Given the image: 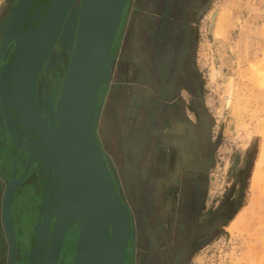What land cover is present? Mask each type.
Listing matches in <instances>:
<instances>
[{
    "label": "rangeland",
    "instance_id": "1",
    "mask_svg": "<svg viewBox=\"0 0 264 264\" xmlns=\"http://www.w3.org/2000/svg\"><path fill=\"white\" fill-rule=\"evenodd\" d=\"M12 1L0 0V20ZM152 1L128 0L112 47L115 60L103 102V107L116 111L128 106L143 122L144 98L136 91L141 87L135 65L140 53L134 48L133 38L145 33L141 25L158 18ZM195 3L199 12L197 20H191L192 56L198 99L210 122L209 157L202 178L198 226L184 264H264V0ZM75 17L74 12L68 19L67 36ZM123 41L131 44L129 60L121 54ZM137 128V133L143 130V123ZM141 151L126 179L128 190H122L133 215L135 248L139 250L145 248L144 229H150L148 224L154 219L156 207L148 188L149 161L145 159L144 143ZM19 218V212L12 209L15 225ZM150 232L154 237L155 233ZM1 242L7 249L0 222ZM74 249L69 245L68 254L73 256Z\"/></svg>",
    "mask_w": 264,
    "mask_h": 264
},
{
    "label": "flooded vegetation",
    "instance_id": "2",
    "mask_svg": "<svg viewBox=\"0 0 264 264\" xmlns=\"http://www.w3.org/2000/svg\"><path fill=\"white\" fill-rule=\"evenodd\" d=\"M17 1H12L0 20V76L3 74L4 64L11 62L15 48L14 36L19 35L21 30L29 29L30 24L37 25L35 16L42 17L50 0H25L26 7L23 15L17 19L18 25L8 29ZM153 1L152 7L156 4L154 8L158 12V18H152L147 24L141 25L145 33L136 35L133 44L135 50L140 53V58L135 57V65L139 70L137 80L141 86L136 91L140 95L143 94L144 98L143 143L145 159L149 161L146 164L148 188L153 194L152 204L156 207L155 210L152 209L155 212L154 219L148 224L150 229H144L146 243L143 250L135 248L138 246L134 239L137 238V233L132 219L133 232L125 251V264H184L185 255L190 252L189 247L198 226L196 219L202 202V178L205 160L209 157L210 122L198 99L199 84L192 56L194 39L191 20H197L199 5L195 3L198 0ZM70 11L69 9L55 44L35 81L36 104L45 118L43 109L49 108L50 100L55 105L65 73L64 60L68 51L66 30L72 14ZM5 35L8 39L2 46L1 40ZM21 69L14 72L13 77H24ZM21 82L22 85V79ZM5 84L12 87L11 82ZM19 92L23 94V88H19ZM10 94L4 91L6 103L11 100L8 96ZM103 105L97 126L99 138ZM10 114L17 117L12 108ZM12 120L10 118L11 122ZM4 122L0 102L2 194L5 189L4 178L9 179L13 171L16 177H20L26 170L11 206V217L14 208L20 215L16 225L13 221L17 242L16 264H37L44 255V250L39 253L34 250L37 237L33 226L39 221L40 205L45 197V184L50 186L53 195L55 181L53 176H49L48 170L42 167L43 162L36 158L34 153L29 157L27 152V148L32 151L39 148L38 137L30 130H24L20 124L12 122L20 140L12 142ZM138 134L140 135V130ZM1 201L2 195L0 207ZM54 218L55 216L51 220L50 230ZM150 230L155 233L154 237ZM76 236L74 224L66 232L56 264H72V254H68V247L75 246ZM31 251L33 254L30 261ZM0 264H6V256L4 260L0 258Z\"/></svg>",
    "mask_w": 264,
    "mask_h": 264
},
{
    "label": "water",
    "instance_id": "3",
    "mask_svg": "<svg viewBox=\"0 0 264 264\" xmlns=\"http://www.w3.org/2000/svg\"><path fill=\"white\" fill-rule=\"evenodd\" d=\"M75 1L50 0L42 17L35 16L38 24H30L29 29L21 30L19 35L14 36L15 48L11 62L4 64L0 76L4 125L12 142L20 141L12 122L38 137L39 148L35 151L27 148V152L29 157L34 153L43 162L42 167L48 170L49 176H53L55 181L53 195L50 186L45 184L39 221L33 226L37 237L34 250L36 253L44 250L37 264L57 263L66 232L74 224L77 236L72 264H125V251L133 232L132 214L97 135V126L115 60L111 55L112 47L128 0ZM24 3L25 0L17 1L8 29L18 25L17 19L23 15L26 7ZM69 9L70 14L75 9L76 17L68 35L65 73L55 105L50 100L49 108L43 109L45 118L36 104L35 81ZM48 31L50 36L42 43L40 53L36 54L30 78L24 84L26 93H18V89L23 88L21 79L26 77L17 79L13 73L20 68V72H24L29 67L21 62L28 52L24 45L25 48H34L30 40L36 38L43 41V34ZM7 39L5 35L1 40L2 46ZM29 55L28 52L27 57ZM6 82H11L12 87H7ZM2 89L11 93L8 95L11 99L9 103H6ZM11 108L17 117L10 114ZM140 135V146L134 152L132 166L142 154L140 147L145 139L144 129ZM25 173L26 170L16 177L13 171L9 179L4 178L0 222L7 244L6 264H16L17 242L11 206Z\"/></svg>",
    "mask_w": 264,
    "mask_h": 264
},
{
    "label": "crops",
    "instance_id": "4",
    "mask_svg": "<svg viewBox=\"0 0 264 264\" xmlns=\"http://www.w3.org/2000/svg\"><path fill=\"white\" fill-rule=\"evenodd\" d=\"M124 43L125 49L122 50L121 54L125 60H129L131 55V44H128L126 41H123V44ZM135 112L136 111L128 106H121L117 111L113 108L104 106L101 115L103 119L99 123V134L104 143V151L110 156L115 175L121 180L119 184L123 191L124 189L126 191L128 190L129 185L126 178L130 176L134 168L132 166V163H134L133 155L136 149L139 148L141 141V135L138 137L136 131L138 129L137 126H141L143 121L140 115ZM140 122L141 124H139ZM141 132L142 130L140 134ZM142 145L140 147L141 149ZM143 156L144 154L141 157L142 161L139 160L141 163L144 162ZM139 164L138 166H140ZM0 248H2V250H0V258L4 260L7 255L4 242H1Z\"/></svg>",
    "mask_w": 264,
    "mask_h": 264
},
{
    "label": "bare ground",
    "instance_id": "5",
    "mask_svg": "<svg viewBox=\"0 0 264 264\" xmlns=\"http://www.w3.org/2000/svg\"><path fill=\"white\" fill-rule=\"evenodd\" d=\"M30 1V0H29ZM28 4V3H27ZM24 5H26L25 3H24ZM60 11H62V10H60ZM58 15H59V12H58ZM77 17H78V15H77ZM53 23V22H52ZM49 32V31H48ZM48 32L47 33H45V34H43V38H44V40L43 41H39L38 39H36V38H33V39H31L30 40V42L32 43V45L34 46V48H25V45H24V49L26 50V51H28L29 52V56L27 57V55H28V52H27V54H26V56L25 57H23V59H22V64L24 65V64H27L29 67L24 71V77H26V79H24L23 80V94L24 93H26V88H25V85L24 84H26L27 82H28V79L30 78V73L32 72V69H33V64H35V59H36V54H39L40 53V51H41V47H43V45H42V43L44 42H46L47 41V39H48V37L50 36V32H49V34H48ZM25 44V43H24ZM28 46H30V44H28ZM24 61L25 62H27V63H24ZM23 74V73H22ZM23 77V78H24ZM26 80V81H25ZM24 81H25V83H24ZM22 83V82H21Z\"/></svg>",
    "mask_w": 264,
    "mask_h": 264
}]
</instances>
